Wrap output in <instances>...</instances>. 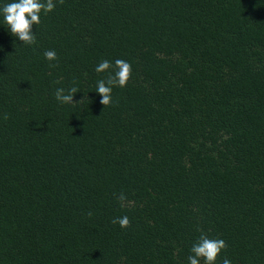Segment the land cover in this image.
Masks as SVG:
<instances>
[{
  "label": "trees",
  "instance_id": "1",
  "mask_svg": "<svg viewBox=\"0 0 264 264\" xmlns=\"http://www.w3.org/2000/svg\"><path fill=\"white\" fill-rule=\"evenodd\" d=\"M55 2L33 45L0 13V264H188L201 231L264 264V0Z\"/></svg>",
  "mask_w": 264,
  "mask_h": 264
},
{
  "label": "clouds",
  "instance_id": "2",
  "mask_svg": "<svg viewBox=\"0 0 264 264\" xmlns=\"http://www.w3.org/2000/svg\"><path fill=\"white\" fill-rule=\"evenodd\" d=\"M60 4L64 0H58ZM56 7L55 0H14L5 4L0 13L3 15V23L9 30L10 34L22 42L23 45H33L36 43V37L33 33V26L41 23V12L47 14ZM44 57L48 61L58 59L54 50H46ZM49 67H55L49 64ZM99 73L108 72L106 79H100L97 82L96 92L102 97L100 103L105 107L112 104V91L114 87H126L132 74V66L123 59H116L114 64L107 59L100 61L95 67ZM80 92V89L73 85L68 89L57 88L54 95L55 99L61 104H85L88 100L87 95L78 102H74V96ZM7 114L4 119H7ZM121 207L126 206L127 197L123 192L118 196ZM92 213L89 212V216ZM113 224H118L121 228L131 226L128 216L113 219ZM227 248L226 241L221 238H210L208 234L201 231L198 240L191 247V254L187 257L188 264H217L221 253ZM222 264H231L228 258H224Z\"/></svg>",
  "mask_w": 264,
  "mask_h": 264
}]
</instances>
